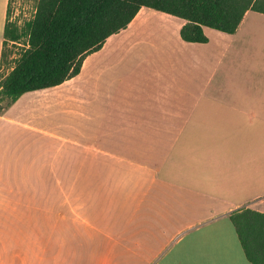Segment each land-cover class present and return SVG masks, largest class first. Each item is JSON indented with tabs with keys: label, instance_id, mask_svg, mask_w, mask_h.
Masks as SVG:
<instances>
[{
	"label": "crops",
	"instance_id": "crops-1",
	"mask_svg": "<svg viewBox=\"0 0 264 264\" xmlns=\"http://www.w3.org/2000/svg\"><path fill=\"white\" fill-rule=\"evenodd\" d=\"M262 15L187 43L182 19L141 8L75 77L3 109L0 264H145L162 231L172 246L237 209L264 213V107L236 90Z\"/></svg>",
	"mask_w": 264,
	"mask_h": 264
},
{
	"label": "trees",
	"instance_id": "trees-1",
	"mask_svg": "<svg viewBox=\"0 0 264 264\" xmlns=\"http://www.w3.org/2000/svg\"><path fill=\"white\" fill-rule=\"evenodd\" d=\"M141 8L182 19V41L207 43L203 27L234 34L247 11L264 15V0H36L33 16L21 32L8 22L7 14L0 69L8 73L0 77V112L27 92L75 77L85 58L125 30ZM22 39L25 49L9 63L7 43ZM229 222L245 260L264 264V213L237 209Z\"/></svg>",
	"mask_w": 264,
	"mask_h": 264
},
{
	"label": "rangeland",
	"instance_id": "rangeland-1",
	"mask_svg": "<svg viewBox=\"0 0 264 264\" xmlns=\"http://www.w3.org/2000/svg\"><path fill=\"white\" fill-rule=\"evenodd\" d=\"M35 4L36 0L10 1L9 21L16 26L19 32L24 30L25 23L32 18ZM256 23L253 29L256 44L251 51V64L248 66L245 64L246 61H242L241 87L236 88L238 92L240 91L241 105L246 107L251 105L252 107H264V18L258 17ZM23 40L18 43H7L5 51L8 54L9 63L15 61L25 49ZM7 73V68L0 69V77ZM252 98L257 101L246 100ZM5 103L3 102L1 106L4 107ZM253 112L257 114V117L253 119L260 125L261 121H264V111ZM255 131L258 135L260 151L262 145L264 146V128L259 127ZM167 235L169 234L162 231L160 243L165 249L159 256L155 257L152 255L153 250L147 248L144 257L145 264L150 262L151 264H249L243 256L228 219H217L199 229H193L172 246V242L166 246L169 242L165 237Z\"/></svg>",
	"mask_w": 264,
	"mask_h": 264
}]
</instances>
